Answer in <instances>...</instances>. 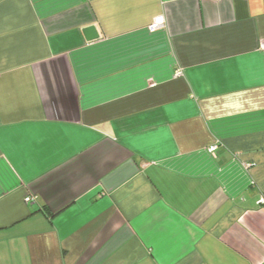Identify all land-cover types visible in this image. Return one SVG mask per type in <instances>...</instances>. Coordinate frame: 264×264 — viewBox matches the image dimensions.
I'll return each instance as SVG.
<instances>
[{
	"label": "crops",
	"instance_id": "0c3cea01",
	"mask_svg": "<svg viewBox=\"0 0 264 264\" xmlns=\"http://www.w3.org/2000/svg\"><path fill=\"white\" fill-rule=\"evenodd\" d=\"M0 264H264V0H0Z\"/></svg>",
	"mask_w": 264,
	"mask_h": 264
},
{
	"label": "built area",
	"instance_id": "2783aa9c",
	"mask_svg": "<svg viewBox=\"0 0 264 264\" xmlns=\"http://www.w3.org/2000/svg\"><path fill=\"white\" fill-rule=\"evenodd\" d=\"M162 23H163V18L162 17H159V18H156L154 21H153V23L149 26V29H150V31H156V30H159L160 29V27H161V25H162ZM208 151L210 152V153H215V151H216V146H211V147H209V149H208ZM32 200V198L29 196V197H27L26 198V202L28 203L29 201H31Z\"/></svg>",
	"mask_w": 264,
	"mask_h": 264
},
{
	"label": "water",
	"instance_id": "95a60500",
	"mask_svg": "<svg viewBox=\"0 0 264 264\" xmlns=\"http://www.w3.org/2000/svg\"><path fill=\"white\" fill-rule=\"evenodd\" d=\"M84 33H85L86 39L88 40L94 39L97 36L93 28H87L86 30H84Z\"/></svg>",
	"mask_w": 264,
	"mask_h": 264
}]
</instances>
